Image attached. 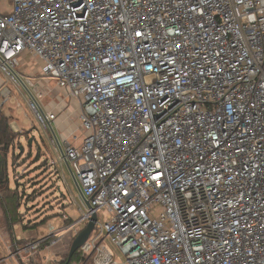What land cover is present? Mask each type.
<instances>
[{
	"label": "built area",
	"instance_id": "built-area-1",
	"mask_svg": "<svg viewBox=\"0 0 264 264\" xmlns=\"http://www.w3.org/2000/svg\"><path fill=\"white\" fill-rule=\"evenodd\" d=\"M9 1L0 106L15 102L7 82L27 86L25 55L79 103L77 147L25 94L91 206L13 235L10 256L40 264L106 207L70 264H118L106 242L124 264H264V0Z\"/></svg>",
	"mask_w": 264,
	"mask_h": 264
},
{
	"label": "rangeland",
	"instance_id": "rangeland-1",
	"mask_svg": "<svg viewBox=\"0 0 264 264\" xmlns=\"http://www.w3.org/2000/svg\"><path fill=\"white\" fill-rule=\"evenodd\" d=\"M11 9L9 0H0V14L10 12ZM16 70L43 111L54 110L57 119L51 126L54 127L56 134H59L55 127L57 122L63 139L72 146L78 147L85 135L79 129L78 117L81 111L79 103L66 97L64 90L56 85L54 78L41 75L38 62L33 63L30 57L24 58V63H21ZM6 84L16 98V104L13 105L15 110L20 109L18 112L13 111V119L20 128L16 132L21 133L13 150V156L9 155L8 169L14 182L13 186L16 184L19 192L27 194L25 204L23 202L20 207L21 212L27 211L23 223L30 220L32 224H37L23 228L19 223L13 228L12 233L21 238L41 232L48 234L49 225L57 229L59 222L63 219V214L69 217H79L81 214L79 207L85 211L86 206L72 180L69 168L61 158L60 151L54 150L48 131L41 126L35 113L29 107L24 95L27 93L25 87L21 86L23 93H20L21 91L19 92L11 82ZM25 116L28 122L22 125V119ZM71 131H74L76 138L72 137L73 134L69 135ZM62 145L64 147V144ZM160 211L161 206L153 204V214L157 215ZM107 214L106 207L99 208L97 222H105ZM44 218H46L45 222L40 223ZM73 236L72 231H65L60 240L50 245L49 250L40 252L41 258L39 260L36 258L35 262L56 264L50 261L68 254L67 248ZM8 240L7 233L0 236V264H19L9 255ZM106 244L113 252L118 264H124V258L118 251L108 242ZM87 264L91 262L87 261Z\"/></svg>",
	"mask_w": 264,
	"mask_h": 264
},
{
	"label": "trees",
	"instance_id": "trees-1",
	"mask_svg": "<svg viewBox=\"0 0 264 264\" xmlns=\"http://www.w3.org/2000/svg\"><path fill=\"white\" fill-rule=\"evenodd\" d=\"M11 119L6 117L0 108V216L2 224L7 230H12L13 225L21 224L23 228L32 227L37 224H32L30 220L24 222L26 212H21V204H25L27 194L19 192L16 184L14 187L10 185L9 179V155L13 156V150L19 138V132H14L10 127ZM25 193V192H24ZM29 196V195H28ZM44 218L40 223L45 222ZM12 240V236L10 237ZM26 241V240H23ZM71 243L67 248L69 251ZM68 253V252H67ZM77 252H74L71 259L67 261V254L62 255V260L56 264H70L74 260H78Z\"/></svg>",
	"mask_w": 264,
	"mask_h": 264
},
{
	"label": "water",
	"instance_id": "water-1",
	"mask_svg": "<svg viewBox=\"0 0 264 264\" xmlns=\"http://www.w3.org/2000/svg\"><path fill=\"white\" fill-rule=\"evenodd\" d=\"M20 82L23 84L22 80L19 78ZM27 94L36 102L39 110H40V106L38 104V102L35 100V98L33 97V95L31 94V92L27 89V87H25ZM48 128H49V132L51 133V136L58 141L57 135L53 129V127L51 126V124H48ZM68 167V166H67ZM72 180L79 192L80 197L82 198L85 206L89 209H91V206L88 202V200H86L82 194L81 188L77 182V180L75 179V177L73 175H71ZM97 219V216L95 214V212L91 215L90 220L86 223L85 227L73 238L68 254H67V261H69L72 257V255L74 254V252L85 242V240L88 238L90 232L92 231L95 221ZM67 264V263H66Z\"/></svg>",
	"mask_w": 264,
	"mask_h": 264
},
{
	"label": "crops",
	"instance_id": "crops-1",
	"mask_svg": "<svg viewBox=\"0 0 264 264\" xmlns=\"http://www.w3.org/2000/svg\"><path fill=\"white\" fill-rule=\"evenodd\" d=\"M26 57H30V60L32 59L33 60V63H36L37 61L35 60V59H33L30 55H25L24 57H23V59H22V62L21 63H24V58H26ZM4 83H5V78H4V76H3V74H1V72H0V88L4 85ZM18 90V89H17ZM19 91V90H18ZM20 92V91H19ZM20 93H23L22 92V90H21V92ZM25 95V94H24ZM14 100H15V102H13V103H7V104H5V105H3V106H0L1 107V109H2V111H3V113L5 114V116L6 117H11L12 119H13V111L15 110V108H14V106L13 105H15L16 104V98L14 97ZM15 111H17L18 112V109L16 108V110ZM8 114V115H7ZM14 120V119H13ZM26 120V121H25ZM15 121V120H14ZM27 122H28V119H27V117L25 116V117H23V119H22V125H24V124H27ZM55 127L57 128V130H58V133L59 134H56V135H58V137H59V139H63V137H62V133L60 132V130H59V126L57 125V122L55 123ZM20 129V128H19ZM53 129H54V127H53ZM54 131H55V129H54ZM74 131H71V132H69V135H71V134H74L73 133ZM56 133V132H55ZM73 136V135H72ZM10 172H9V179H10V185H11V187H14L13 186V180H12V178H11V176H10ZM3 233H7L8 234V236H9V240H10V237L12 236L13 237V233H12V230H7L6 228H5V226L2 224V217L0 216V236H2V234ZM8 240V241H9ZM9 255H10V251H9ZM1 260H3V258L1 259Z\"/></svg>",
	"mask_w": 264,
	"mask_h": 264
}]
</instances>
